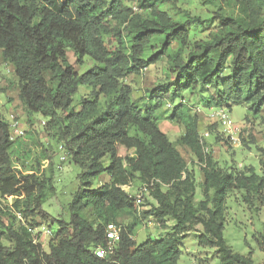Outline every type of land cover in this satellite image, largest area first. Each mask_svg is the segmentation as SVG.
Masks as SVG:
<instances>
[{
	"label": "trees",
	"instance_id": "trees-1",
	"mask_svg": "<svg viewBox=\"0 0 264 264\" xmlns=\"http://www.w3.org/2000/svg\"><path fill=\"white\" fill-rule=\"evenodd\" d=\"M168 1L137 0L140 9L150 12L143 18L127 0H0V61L17 79L18 101L27 115L48 120L85 180L68 206V222L52 218L42 209L46 182L13 169V141L0 115V197L14 198L15 207L22 203L29 226L41 221L58 227L45 253L24 226H2L0 264H178V232L193 223L202 230L198 245L215 248L219 264H255L223 239L225 199L234 190H245L264 203V166L260 174L253 167L221 172L211 152H205L199 118L183 95L206 94L209 109L230 112L245 105L253 115H264V0H234L245 7L241 16L218 13L207 21L185 22L162 10ZM212 22L216 25L207 39L190 42L191 23L204 29ZM157 43L159 50L145 59ZM67 49L76 65L87 60L84 72L67 61ZM163 59L165 81L137 103L125 80ZM83 86L87 96L73 105ZM163 121L183 129L177 146L198 164L200 183L160 130ZM104 178L108 181L92 186ZM151 181L156 206L142 218L152 217L160 228L171 218L172 234L136 245L133 224L120 226L113 254L98 258L95 251L106 246L107 227L138 215L124 188ZM197 188L199 202L194 201ZM88 208L93 222L81 215ZM3 236L12 246L2 244ZM259 241L264 253V225Z\"/></svg>",
	"mask_w": 264,
	"mask_h": 264
},
{
	"label": "rangeland",
	"instance_id": "rangeland-1",
	"mask_svg": "<svg viewBox=\"0 0 264 264\" xmlns=\"http://www.w3.org/2000/svg\"><path fill=\"white\" fill-rule=\"evenodd\" d=\"M127 5L133 9L134 13L140 14L143 18H149V11L140 9L137 0H127ZM243 7L234 0H169L162 5V10L167 12L174 21L185 22L189 18H199L209 20L216 14H232L241 16ZM215 22L207 28L202 29L200 25L190 24V42L207 39L209 32L214 31ZM156 42H153L155 44ZM159 43L151 50L146 51L144 58L147 59L159 50ZM176 47L175 43L171 49ZM67 61L74 70L82 73L86 70L85 60L83 66L76 65L74 54L71 50H66ZM166 59L142 69L139 75L129 76L125 83L132 89V98L141 103L150 98L149 93L157 85L166 79L167 74ZM47 79L49 75L46 76ZM89 89L79 87L73 96V105L80 99L86 97ZM214 95L215 93L212 92ZM17 79L10 66L1 64L0 61V115L9 125L17 124L22 135L16 137L11 147V164L15 171L23 175L33 174L39 180L46 182V189L43 197L42 209L52 218L58 221L68 222V206L76 193L82 187L85 180L79 178L81 169L79 166L69 161L64 143L58 142L57 135L50 129L48 120L40 115H27L24 107L17 98ZM183 99L193 107V113L199 118V135L203 137L208 133V137H203L205 152H211L212 158L217 162L221 172H227L234 167V172H246L249 167H253L257 174L261 173L264 166V115L258 117L252 114L245 105L235 106L229 113L231 121L238 128V141L236 144L227 142L222 129L211 120L210 115L214 109L208 108V97L206 94L190 95L186 92ZM168 108V107H167ZM161 129L168 137L169 141L177 148L183 158L187 161V169H194L196 181L200 183L201 176L198 172V164L183 149L177 146L178 138L183 133V129L171 124L162 122ZM211 131V132H210ZM214 144V142H216ZM225 171V172H224ZM100 180L93 182L92 186L104 184ZM139 183L125 187L124 190L129 196L134 198L139 192ZM165 191L166 188H163ZM202 200L201 191L197 188L195 202ZM264 201V199H263ZM262 201V202H263ZM15 199H2L0 197V230L2 226L10 225L14 229L22 227V222L28 225V217H25L22 203L18 207L14 205ZM262 204V205H261ZM138 215L131 219H123L119 226L127 229L133 224L134 236L132 239L136 245L147 240H157L158 238L172 234L175 221L166 219L164 228L157 226L152 217L142 218L143 212H149L156 206L155 200L150 196V192L144 195L141 204L135 205ZM84 217L89 222L94 221L92 209L88 208L83 212ZM20 216L21 219H18ZM27 218L26 220L23 218ZM38 220V219H36ZM35 220V222H36ZM30 222V221H29ZM40 222L51 232L49 236L30 234L34 244H39L45 253L49 251V244L56 238L58 227L50 222ZM264 225V203L258 201L253 195L247 194L245 190H234L225 199V219L223 229V239L225 243L236 254L242 256L250 255V259L255 264H264V253L259 244ZM2 231V230H1ZM182 236L179 240L180 258L178 264H219L218 255L215 248L200 247L198 236L202 233L199 225L185 226L178 232ZM3 245L12 246V243L3 236Z\"/></svg>",
	"mask_w": 264,
	"mask_h": 264
},
{
	"label": "built area",
	"instance_id": "built-area-1",
	"mask_svg": "<svg viewBox=\"0 0 264 264\" xmlns=\"http://www.w3.org/2000/svg\"><path fill=\"white\" fill-rule=\"evenodd\" d=\"M210 118L214 123H217L219 127L222 129L224 137L227 142H230L231 144H236L238 141L237 135H238V128L235 126V124L231 121L229 113L225 109H214L212 111V114L210 115ZM22 135L21 130H19L17 124L11 125V131H10V137L9 139L11 141H14L16 137H20ZM209 134L205 133L203 137H208ZM154 185V181H151L149 183H144L140 185L139 192L136 196H134V204L139 205L141 204V200L144 195L148 194L150 188H152ZM18 219H21L20 216ZM22 225L27 229V231L30 234L33 235H40V236H49L51 235V232L46 229L44 226H29L25 224V222H22ZM122 231V228L120 226L116 225H109L106 230V246L104 248H97L95 251V255L100 258L104 259L106 256L112 255L117 243L120 239V233Z\"/></svg>",
	"mask_w": 264,
	"mask_h": 264
},
{
	"label": "crops",
	"instance_id": "crops-1",
	"mask_svg": "<svg viewBox=\"0 0 264 264\" xmlns=\"http://www.w3.org/2000/svg\"><path fill=\"white\" fill-rule=\"evenodd\" d=\"M163 122H166V121H163ZM161 124H162V122L160 123L159 128H160V130L162 131V129H161Z\"/></svg>",
	"mask_w": 264,
	"mask_h": 264
}]
</instances>
